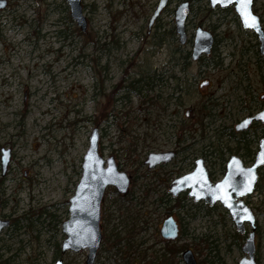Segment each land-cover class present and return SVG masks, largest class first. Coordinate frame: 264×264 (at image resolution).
Wrapping results in <instances>:
<instances>
[{
	"label": "rangeland",
	"instance_id": "1",
	"mask_svg": "<svg viewBox=\"0 0 264 264\" xmlns=\"http://www.w3.org/2000/svg\"><path fill=\"white\" fill-rule=\"evenodd\" d=\"M2 1L0 219L10 225L0 232V263L52 264L62 258L64 264H86L88 249L61 254L63 223L98 128L101 155L114 156L132 183L125 196L113 186L106 189L103 241L94 264H163L168 258L184 264L186 249L199 264H238L247 234L238 232L229 210L186 193L175 199L169 184L201 158L215 182L233 154L247 166L255 162L264 123L241 132L233 125L264 110L257 98L264 94V58L239 16L233 21L231 10L212 9L210 0H169L149 32L159 0H82L83 28L68 0ZM186 1L190 44L184 46L172 30ZM254 10L264 26V0H255ZM198 26L213 33L215 46L194 64L189 58ZM229 36L236 37V47L226 49L223 65L220 46L231 43ZM205 72L214 85L204 98L196 82ZM221 77L227 80L221 83ZM3 148L10 149L5 172ZM171 150L178 156L168 164H145L150 153ZM245 200L257 218L256 260L264 264V166ZM168 216L181 228L169 246L184 248L175 255L160 234Z\"/></svg>",
	"mask_w": 264,
	"mask_h": 264
},
{
	"label": "water",
	"instance_id": "2",
	"mask_svg": "<svg viewBox=\"0 0 264 264\" xmlns=\"http://www.w3.org/2000/svg\"><path fill=\"white\" fill-rule=\"evenodd\" d=\"M71 7L72 16L85 28L86 21L83 16L82 0H68ZM169 0H160L157 8L150 19V24L160 15L167 6ZM213 5L221 3L228 6L237 3V11L240 14L243 27L253 29L260 40V52L264 54V27L261 17L253 9L254 0L244 4L241 0H211ZM5 1L0 2V7L5 5ZM254 15L259 23L257 27H249L248 14ZM189 15V3L183 2L176 11L177 30L181 36V41L186 39L185 23ZM212 45V34L198 28L195 44V57L203 52H209ZM257 119L264 122V110L256 116L248 117L244 123ZM243 124H241L242 126ZM3 172L7 170L10 161V149H2ZM173 151L150 153L145 161L149 169H153L161 163H167L174 157ZM264 166V138L261 139L259 150L252 166H245L243 160L237 156H231L224 178L218 182H213L209 170L203 159H199L197 166L191 173L174 179L169 184V192L176 198L182 192L188 190V196L194 201L204 200L211 207L221 203L226 207L230 215L241 232L245 230V223L249 222L253 228L243 245L246 254L239 264H259L255 259V215L242 199L253 192L259 179V168ZM132 183L131 176L121 171L115 161L114 156L104 158L100 153V135L98 128H95L90 136V145L83 157L82 176L76 185L74 195L70 199V217L63 223V232L66 235L61 247V254L67 251L79 252L88 249L86 264H94L98 250L103 241V234L100 226L101 206L109 186L126 195ZM1 206V205H0ZM245 210H247L245 212ZM251 217L249 219L248 217ZM10 225V220L0 219V232ZM161 235L165 240L176 241L180 236L179 223L173 216H168L162 223ZM185 264H199L195 253L187 249L182 253ZM52 264H64L62 258H58Z\"/></svg>",
	"mask_w": 264,
	"mask_h": 264
},
{
	"label": "flooded vegetation",
	"instance_id": "3",
	"mask_svg": "<svg viewBox=\"0 0 264 264\" xmlns=\"http://www.w3.org/2000/svg\"><path fill=\"white\" fill-rule=\"evenodd\" d=\"M160 1V0H159ZM188 2V1H187ZM5 3H6V1H5ZM159 3V2H158ZM169 3V2H168ZM189 3V2H188ZM210 4H211V8L212 9H215V8H219V9H221V11H228V10H231L232 11V15H233V17H234V19H233V21H237V17L239 16V18L241 19V17H240V14L238 13V11H237V8H236V6H237V3H233V4H230V5H228V6H223L221 3H217L216 5H213L212 4V2H211V0H210ZM254 4H255V0H254ZM254 4H253V9H254ZM167 6H168V4H167ZM166 6V7H167ZM165 7V8H166ZM157 8V7H156ZM164 8V9H165ZM163 9V10H164ZM162 10V11H163ZM162 11H161V13H162ZM255 11V10H254ZM160 13V14H161ZM256 13V12H255ZM189 15H190V4H189ZM189 15H188V17H189ZM160 16V15H159ZM158 16V17H159ZM157 17V18H158ZM188 17H187V20H188ZM157 18L153 21V23L152 24H150V19H149V23H148V28H149V32L151 31V29L153 28V26L155 25V22H156V20H157ZM187 20H186V23H185V31H186V39H185V41L184 42H182L181 41V36H180V34L178 33V30H177V23H176V12H175V26H174V28H173V30H172V34H173V36L175 37H177L178 39H179V41H180V43H181V45H187V44H190V38H189V34H188V31H187ZM242 21V20H241ZM199 27H202V26H198L197 27V29H195V33L194 34H192V44H193V48H192V50H191V54H190V60H191V62L190 63H194V64H198V63H200V62H202L203 61V59L204 58H207V57H209L210 55H212L213 54V52H214V46H215V37H214V35H213V33L212 32H210L211 34H212V45H211V48H210V51L209 52H203L201 55H199L198 57H195V53H194V49H195V44H196V39H197V34H198V28ZM264 27V26H263ZM203 28V27H202ZM244 28V27H243ZM204 30H206V28H203ZM245 30H250V31H252V36H250V39H254V41L256 42V44H257V39H258V41H259V45H256L257 47H259L260 46V40H259V38H258V35H257V33H255V31L253 30V29H249V28H244ZM206 31H208V30H206ZM228 40H229V42H231V43H229L228 45H226V44H223V45H221L220 46V48H221V51H220V53H221V55H219V56H221L222 57V63H223V65H226V53H225V51H226V49H228V48H231V49H235V47H236V42H237V39H236V37L234 36H229L228 37ZM233 43V44H232ZM252 46H251V43H250V48H251ZM259 52H260V48H259ZM219 54V53H218ZM260 54H261V56L264 58V54H262L261 52H260ZM236 56L238 57V55H236L234 52H233V54H232V59H236ZM236 62H237V60H236ZM221 63V64H222ZM200 71H204V70H200ZM227 80V78H224V80H223V78L221 77L220 78V82L222 83V81L223 82H225ZM164 82V81H163ZM196 85H197V89H198V91L200 92V95L201 96H204V98L205 97H207V96H209V94H210V92H209V90L213 87V85H214V81L212 80V78L210 77V76H207L206 75V72L202 75V76H199V78L197 79V82H196ZM179 88H180V90L182 91V86H178ZM162 92H159V98L160 97H162ZM168 97V95H166V98ZM257 98H259V101H262V102H264V94L262 93L261 95H259V97H257ZM172 99V97L170 96L167 100H171ZM177 99V98H176ZM179 99V101H182L181 100V98H178ZM170 102V101H169ZM197 106H198V103H197ZM191 111H193V109L192 110H188L187 112H186V116L187 117H189L190 116V114H191ZM199 113L200 114H202V115H206V110H205V107H199ZM248 117H245L244 119H241L239 122H237V123H235L233 126V128L235 129V131H237V132H241V131H244V130H248L249 129V127L255 122V121H259V120H256V119H254V120H252L251 122H246V123H244V121L247 119ZM237 121V120H236ZM260 122H262V121H260ZM264 123V122H263ZM241 124H243L242 126H241ZM233 128H230V129H233ZM171 151H173L174 152V157L171 159V161L172 160H174L177 156H178V152L177 151H174V150H171ZM163 152H166V151H163ZM233 155H237V154H233ZM232 155V156H233ZM238 156V155H237ZM240 157V156H239ZM255 157H256V155H255ZM241 158V157H240ZM201 159H203V158H201ZM230 159H231V157L230 158H227V159H224V161H223V166H224V168L226 169V171H227V166H228V163H229V161H230ZM199 160V159H198ZM198 160L195 162V165H194V169L196 168V166H197V162H198ZM204 160V164H205V159H203ZM146 161V160H145ZM171 161H169V162H171ZM169 162H167V163H161V164H159V165H157V166H160V165H162V164H168ZM146 164V163H145ZM245 164V163H244ZM147 165V164H146ZM206 165V164H205ZM148 166V165H147ZM156 166V167H157ZM245 166H247V165H245ZM156 167H154V168H156ZM207 167V166H206ZM149 168V167H148ZM194 169H193V171H194ZM260 169V168H259ZM192 172V171H191ZM190 172V173H191ZM210 174V173H209ZM225 174H226V172H225ZM225 176V175H224ZM211 177V176H210ZM224 178V177H223ZM212 179V178H211ZM222 180V179H221ZM213 182H215L214 180H212ZM220 181V180H219ZM258 181H259V179H258ZM258 181H257V183H258ZM218 182V181H217ZM216 183V182H215ZM257 183H256V185H257ZM256 185H255V187H256ZM254 190H255V188H254ZM254 190H253V192H254ZM252 192V193H253ZM187 194L186 196L187 197H189L188 196V190L187 191H184V192H182L180 195H184V194ZM252 193H250V194H248V195H246V196H244L242 199L245 201V203H246V198H247V196H249V195H251ZM128 194V193H127ZM126 194V195H127ZM122 195V194H121ZM179 195V196H180ZM123 196H125V195H123ZM178 196V197H179ZM185 196V195H184ZM183 196V197H184ZM173 197V196H172ZM178 197H176V198H178ZM174 198V197H173ZM175 198V199H176ZM189 198H191V199H193L192 197H189ZM194 200V199H193ZM202 201V200H201ZM204 201V200H203ZM196 202V201H195ZM200 202V201H199ZM218 204V203H217ZM221 204V203H220ZM247 204V203H246ZM209 205V204H208ZM216 205V204H215ZM214 205V206H215ZM248 205V204H247ZM210 206V205H209ZM224 206V205H223ZM213 207V206H212ZM250 207V206H249ZM251 208V207H250ZM253 210V209H252ZM253 213H254V215H255V212H254V210H253ZM255 218H256V215H255ZM247 225L250 227V231H248L247 232ZM255 225H256V228H255V254H256V248H257V242H256V230H257V218H256V220H255ZM237 230H238V228H237ZM253 231V228H252V226L250 225V223L249 222H246L245 223V230H244V232H241L240 230H238V232L240 233V234H243V235H246L247 234V237H246V239L248 238V236L250 235V233ZM180 233H181V228H180ZM160 234H161V232H160ZM162 236V235H161ZM163 238V237H162ZM164 239V238H163ZM165 240V239H164ZM165 241H168V240H165ZM173 242V241H172ZM245 242H246V240H245ZM245 244V243H244ZM187 250V249H186ZM185 251V250H184ZM242 252H243V257H245L246 256V254L244 253V251H243V246H242ZM242 257V258H243ZM255 259H256V255H255ZM184 261V260H183ZM257 261V260H256ZM240 262V261H239ZM258 263V262H257ZM184 264H185V262H184ZM239 264V263H238ZM260 264V263H259Z\"/></svg>",
	"mask_w": 264,
	"mask_h": 264
},
{
	"label": "trees",
	"instance_id": "4",
	"mask_svg": "<svg viewBox=\"0 0 264 264\" xmlns=\"http://www.w3.org/2000/svg\"><path fill=\"white\" fill-rule=\"evenodd\" d=\"M179 199L177 200H174V199H171L170 201H178ZM175 207V206H173ZM106 240H107V237H105ZM165 243L167 244V247H166V251L170 254V255H175L177 253H180L182 250H184V248H170L169 246L172 245L170 243H172V241H165ZM7 262V260H2V262L0 264H5ZM163 264H172V258H168L164 261Z\"/></svg>",
	"mask_w": 264,
	"mask_h": 264
},
{
	"label": "snow or ice",
	"instance_id": "5",
	"mask_svg": "<svg viewBox=\"0 0 264 264\" xmlns=\"http://www.w3.org/2000/svg\"><path fill=\"white\" fill-rule=\"evenodd\" d=\"M241 2L244 4H248V3H250V0H241ZM248 18H249L248 26L254 27V28L257 27V25L259 23L258 19L254 15H251L250 13L248 14ZM246 211L247 210H245V212ZM248 218L251 219L250 216Z\"/></svg>",
	"mask_w": 264,
	"mask_h": 264
}]
</instances>
